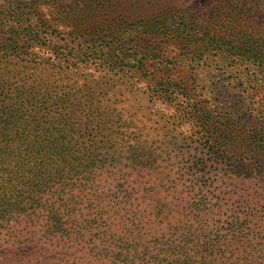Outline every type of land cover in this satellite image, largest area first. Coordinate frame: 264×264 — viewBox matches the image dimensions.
Returning <instances> with one entry per match:
<instances>
[{
  "label": "trees",
  "instance_id": "trees-1",
  "mask_svg": "<svg viewBox=\"0 0 264 264\" xmlns=\"http://www.w3.org/2000/svg\"><path fill=\"white\" fill-rule=\"evenodd\" d=\"M0 3L1 234L76 264H264V0L69 33L58 2L49 21ZM92 65L143 85L184 144L159 146L101 84L66 85Z\"/></svg>",
  "mask_w": 264,
  "mask_h": 264
},
{
  "label": "rangeland",
  "instance_id": "rangeland-1",
  "mask_svg": "<svg viewBox=\"0 0 264 264\" xmlns=\"http://www.w3.org/2000/svg\"><path fill=\"white\" fill-rule=\"evenodd\" d=\"M17 5L19 1L32 4L33 1L38 5H42V12L46 14L48 20L53 16L51 13L56 11L58 4L65 8L60 18L61 27L69 33L74 29H85L101 27L103 29L126 27L128 22L135 19H149L157 16L162 11L167 12L171 9L181 10L189 13L193 7L201 9L205 1L213 2V0H151L148 3L140 0H13ZM72 1L74 3H67ZM58 2V4H57ZM0 5H3L0 3ZM73 7L71 8V6ZM61 6V7H62ZM24 20L27 15L22 17ZM33 20V18H31ZM255 24H263L264 18H258ZM36 19H34L35 21ZM262 20V21H261ZM127 21V22H122ZM126 25V26H125ZM109 34V33H108ZM81 35V34H76ZM110 35V34H109ZM10 35L0 34V45H5ZM71 42L76 39L72 34L65 37ZM41 56H48V52L41 51ZM35 71H33L34 73ZM32 72L26 75L30 76ZM66 85H73L79 89L82 85L101 84L102 88L110 92V100L105 103L107 106L116 107L122 110L126 117L134 116L136 123H143L146 127L145 135L152 136L154 140L160 144L168 146V144H177L185 142L187 136H190L184 129L177 128L173 122L168 123L169 114L158 104L151 103L144 95V86H133L127 82L123 74L108 71H99L95 65L86 69L80 67L75 69L73 73H69ZM31 78V77H30ZM51 82V81H50ZM52 88L54 84L49 83ZM182 148V147H181ZM24 242L14 244V239L8 235L0 233V264H76L74 261L78 256L74 252L68 250H60L51 247L45 243L34 244L31 239L39 240V237L27 234L21 238Z\"/></svg>",
  "mask_w": 264,
  "mask_h": 264
}]
</instances>
